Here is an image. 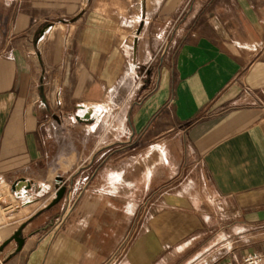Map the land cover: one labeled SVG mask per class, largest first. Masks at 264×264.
<instances>
[{
    "label": "crops",
    "instance_id": "obj_1",
    "mask_svg": "<svg viewBox=\"0 0 264 264\" xmlns=\"http://www.w3.org/2000/svg\"><path fill=\"white\" fill-rule=\"evenodd\" d=\"M84 103L104 105L84 122ZM66 127L87 131L85 156L73 138L64 153ZM4 185L27 216L0 220L2 242L32 225L4 264H192L248 243L264 228V0H0Z\"/></svg>",
    "mask_w": 264,
    "mask_h": 264
},
{
    "label": "rangeland",
    "instance_id": "obj_2",
    "mask_svg": "<svg viewBox=\"0 0 264 264\" xmlns=\"http://www.w3.org/2000/svg\"><path fill=\"white\" fill-rule=\"evenodd\" d=\"M133 37H134L133 34L118 36L119 41L127 42V43L132 42V38ZM146 71L144 70L143 72H141V80H144L147 77V72ZM119 101L120 100L118 98L117 99H112L111 107L114 108V110L112 112L115 111V108L117 107ZM82 105H84V106L81 108V111L85 107L89 108L90 106H95L96 105V106H98L100 108L104 104L103 103H100V104H87V103H84ZM79 110H80V107H79ZM109 117L113 118V114L111 116H109ZM59 121H61L60 117H56L54 120H52V122L54 124L59 122ZM63 121H64V123L73 122L75 124L78 122L74 118H72V119H64ZM77 133H78V135H77ZM86 136H87V131L86 130H80L79 132H77L75 130H71L70 127H66V129L63 132V137H62L63 138V151H64V153L68 152L70 154V151H71V140L73 138V140L75 139V140H78V142H79L78 154L85 156L86 155V150H87L86 145H85ZM50 151L51 152L49 153V167H54V165H55V162H54V148L51 147ZM61 168L63 170H66L67 168H69V166L61 165ZM54 174L55 173H54L53 169H50L48 171V181H49L50 191H49L48 194H46L41 199V203H40L39 206H42L45 201H47L51 197L53 198L55 196L54 184H55V182L57 181V179L59 177L55 176ZM10 190H11L10 186H8V185L0 186V200L6 202L8 204V206L5 209H2L1 212H0V220H1L2 224L11 222L13 220H18V221L19 220H23L27 216V213H26L24 208L22 210L20 209V211H19V209H18L19 208V203L14 200L13 196L10 194ZM59 202L60 201H58L56 204L52 205L50 208H52L54 210L55 206H57V204ZM63 211H65V208L63 209ZM8 216H14V217L13 218H10V217L7 218ZM27 223H29V220L26 221V224L24 226L25 228H23L24 231L29 230V228H31V226H32V225H28ZM143 229L145 230V226H144ZM145 239H147L148 241L144 244V248L147 247L149 249L152 246L153 243L151 241H149L150 238H149L148 233H146L144 235V240ZM263 239H264V228H256L254 236L251 239H249L248 243H243L242 245H239V247H238L239 249L232 248V243L230 244L227 240H223V241L219 240L217 243L212 244V246L207 251H205L192 264H208V263H211V262H213L212 264H218L219 262H221V261H223L225 259L239 258L240 255L242 253H244L245 251L258 250L260 244L258 245L257 243L261 242L260 240H263ZM130 244H131V240H130V242H128L127 246L129 247ZM153 245L156 246V244H153ZM163 254H161V255H163ZM0 257H3V255H0ZM127 259H128V256H127ZM160 260H161L160 257L153 258L151 260L150 259L149 260L148 259H143L142 260V262H143L142 264H158ZM129 263L130 262L128 260V264Z\"/></svg>",
    "mask_w": 264,
    "mask_h": 264
},
{
    "label": "water",
    "instance_id": "obj_3",
    "mask_svg": "<svg viewBox=\"0 0 264 264\" xmlns=\"http://www.w3.org/2000/svg\"><path fill=\"white\" fill-rule=\"evenodd\" d=\"M41 32H43V30H41ZM77 120H79L80 118L77 116L76 117ZM84 122H89L91 121L90 115L89 114H85V117L83 118ZM58 182H61V178L57 179ZM24 179H19L16 182L12 183L11 188L12 190H15L17 187V184L19 183H23ZM27 185V184H26ZM66 187L63 184H56V189H55V196L51 199V201L47 204L46 207H51L52 205L56 204L58 201H60L65 193ZM25 224H22L21 226H19V228H17V230L4 242H2V244L0 245V251L3 249V247L8 244L10 241H15L17 244V249H20L23 242H24V238L22 237V229L24 228Z\"/></svg>",
    "mask_w": 264,
    "mask_h": 264
},
{
    "label": "built area",
    "instance_id": "obj_4",
    "mask_svg": "<svg viewBox=\"0 0 264 264\" xmlns=\"http://www.w3.org/2000/svg\"><path fill=\"white\" fill-rule=\"evenodd\" d=\"M2 240L0 238V245ZM0 264H4L3 259L0 258ZM218 264H264V243L258 250L245 251L239 258L225 259Z\"/></svg>",
    "mask_w": 264,
    "mask_h": 264
},
{
    "label": "bare ground",
    "instance_id": "obj_5",
    "mask_svg": "<svg viewBox=\"0 0 264 264\" xmlns=\"http://www.w3.org/2000/svg\"><path fill=\"white\" fill-rule=\"evenodd\" d=\"M85 114H89V108L85 107V108L82 109L81 114L79 115L80 116L79 120L83 121V118L85 117ZM23 185H24V183L17 184L16 189L19 190Z\"/></svg>",
    "mask_w": 264,
    "mask_h": 264
}]
</instances>
